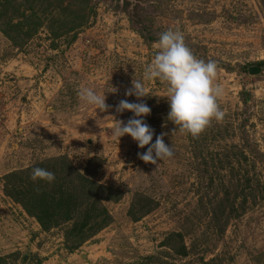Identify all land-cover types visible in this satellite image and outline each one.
Listing matches in <instances>:
<instances>
[{
    "label": "rangeland",
    "instance_id": "rangeland-1",
    "mask_svg": "<svg viewBox=\"0 0 264 264\" xmlns=\"http://www.w3.org/2000/svg\"><path fill=\"white\" fill-rule=\"evenodd\" d=\"M170 28L224 88V118L196 138L168 119L164 82L125 96ZM260 62L264 0H0V264H264ZM121 100L151 109L150 144L163 133L171 159L113 137L133 118Z\"/></svg>",
    "mask_w": 264,
    "mask_h": 264
},
{
    "label": "clouds",
    "instance_id": "clouds-1",
    "mask_svg": "<svg viewBox=\"0 0 264 264\" xmlns=\"http://www.w3.org/2000/svg\"><path fill=\"white\" fill-rule=\"evenodd\" d=\"M155 47L158 51L143 74L142 79H133L131 87L125 91V96H134L137 100L148 97L146 81L159 80L164 82L169 105L168 119L179 130L198 137L215 120L221 121L225 113L220 108L218 101L224 95L223 86L218 83V65L214 60L205 62L197 58L186 45L183 33L178 29H168L160 33ZM110 93H116L115 87H110ZM79 99L88 106H93L100 112H105L110 106L106 104L104 93H97L92 88H82L78 92ZM131 112L133 118L126 123L115 120L112 135L119 139L124 135L130 136L139 148L150 145L140 154L139 159L146 164L158 165V161L171 159L174 150L171 145L163 141V133L153 139L154 130L144 121L151 109L143 102L131 103L121 100L116 107L117 113ZM32 180H42L52 183L54 173L39 167H34L31 174Z\"/></svg>",
    "mask_w": 264,
    "mask_h": 264
},
{
    "label": "water",
    "instance_id": "water-1",
    "mask_svg": "<svg viewBox=\"0 0 264 264\" xmlns=\"http://www.w3.org/2000/svg\"><path fill=\"white\" fill-rule=\"evenodd\" d=\"M262 71L260 66H252L248 69L249 74L251 75H258Z\"/></svg>",
    "mask_w": 264,
    "mask_h": 264
},
{
    "label": "trees",
    "instance_id": "trees-1",
    "mask_svg": "<svg viewBox=\"0 0 264 264\" xmlns=\"http://www.w3.org/2000/svg\"><path fill=\"white\" fill-rule=\"evenodd\" d=\"M264 64V62L262 63V62H260V63H258V65L259 66H261V65H263ZM249 99H250V97H249V95L248 94H246V97L244 98V103H249ZM34 199H38V198H34ZM42 200H45V199H42Z\"/></svg>",
    "mask_w": 264,
    "mask_h": 264
}]
</instances>
